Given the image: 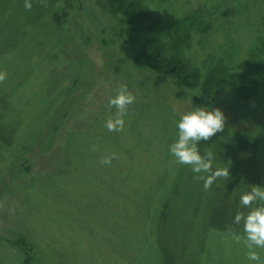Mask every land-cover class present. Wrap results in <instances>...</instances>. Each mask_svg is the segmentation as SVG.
<instances>
[{"label": "rangeland", "instance_id": "374dc122", "mask_svg": "<svg viewBox=\"0 0 264 264\" xmlns=\"http://www.w3.org/2000/svg\"><path fill=\"white\" fill-rule=\"evenodd\" d=\"M54 2L56 20L35 28L23 52L0 61L4 122L15 128L11 145L0 141V264H162L158 220L184 166L169 155L168 144L194 92L177 98L170 77L156 81L133 67L134 54L116 25L120 17L103 0ZM145 3L166 22L197 8L208 13L211 30L181 48L202 75L217 68L247 71L250 51L264 41V0ZM121 84L136 100L124 128L109 132L104 124L115 108L107 102ZM244 96L229 87L211 91L212 106L226 120L209 141L235 145L236 134L255 135L257 183L264 185V79ZM112 153L117 158L101 165ZM186 174L196 185L199 174L190 167ZM194 222L180 230L194 246L183 264H193L191 252L197 264H249L244 244L231 236L242 225L234 229L222 215L210 230ZM257 251L264 264V249Z\"/></svg>", "mask_w": 264, "mask_h": 264}, {"label": "trees", "instance_id": "16d2710c", "mask_svg": "<svg viewBox=\"0 0 264 264\" xmlns=\"http://www.w3.org/2000/svg\"><path fill=\"white\" fill-rule=\"evenodd\" d=\"M103 1L111 14L120 17L116 25L123 36L122 42L134 54L133 67L162 82H165V76L170 77L169 84L177 98H182L185 91H191L193 95H201L192 97L193 102L204 104L211 102L208 95L213 89L224 87L245 98L244 95L256 91L264 79V41L250 51V66L240 74L217 68L202 75L198 68L190 65L181 55L182 46L190 43L193 35H205L211 30L212 19L200 8L183 19L166 22L147 9L146 0ZM31 3V10H26L24 0H0V61L23 52L31 44L32 31L58 17L54 0H31ZM21 56L23 58V53ZM7 103L6 97L0 95V141L11 145L15 128L4 122ZM235 140V145L221 140L203 142V147L215 155L213 169L228 167L229 170L228 178H218L209 189L203 188L201 179L195 178L196 185L191 183L192 176L186 174L187 165L179 170L158 220L160 234L156 239L162 264H183L184 252L194 248L193 240L190 242L188 235L180 231L182 227L193 226L197 220L200 227L210 230L219 215L224 217L226 224H233L232 218L237 211L247 214L248 209L238 206L236 201L243 192L250 191V186L258 185L254 161L257 141L255 135L248 133L236 134ZM240 226L234 225V229ZM196 238L194 241L201 242L204 236L200 240ZM196 253L190 254L193 264L197 261Z\"/></svg>", "mask_w": 264, "mask_h": 264}, {"label": "clouds", "instance_id": "9594fccd", "mask_svg": "<svg viewBox=\"0 0 264 264\" xmlns=\"http://www.w3.org/2000/svg\"><path fill=\"white\" fill-rule=\"evenodd\" d=\"M24 8L31 10V0H24ZM2 79L4 74L0 73V80ZM192 97L189 98L191 108L174 120L175 138L168 144V153L177 164L187 165L194 174H200L194 178L203 180V188L207 190L218 178L229 177L228 167L213 169V151H204L205 147L201 146V142L209 141L215 134L223 131L226 117L219 108L213 107L211 102L194 105ZM135 100L136 96L128 90L126 84H121L116 94L108 99V107L115 108L114 117L106 120L104 124L109 132H118L124 128L127 107ZM116 158L117 155L112 153L104 156L100 164L110 165ZM236 202L238 206L247 208L248 212L245 214L243 211H237L233 215L232 223L242 226L239 233H231L232 239L244 244L249 264H260L261 258L257 250L264 249V185L250 186V191L241 194Z\"/></svg>", "mask_w": 264, "mask_h": 264}]
</instances>
